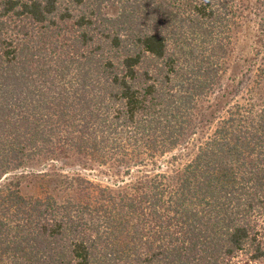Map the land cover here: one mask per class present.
Returning <instances> with one entry per match:
<instances>
[{
    "label": "trees",
    "instance_id": "trees-1",
    "mask_svg": "<svg viewBox=\"0 0 264 264\" xmlns=\"http://www.w3.org/2000/svg\"><path fill=\"white\" fill-rule=\"evenodd\" d=\"M70 155L111 178L7 177ZM2 178L0 264H264V0H0Z\"/></svg>",
    "mask_w": 264,
    "mask_h": 264
},
{
    "label": "rangeland",
    "instance_id": "rangeland-1",
    "mask_svg": "<svg viewBox=\"0 0 264 264\" xmlns=\"http://www.w3.org/2000/svg\"><path fill=\"white\" fill-rule=\"evenodd\" d=\"M104 11L106 14L114 16L118 11V7L116 4L109 2L106 4ZM243 48L244 45L241 43L237 48V52L241 51ZM239 65L242 66L243 62L236 64L232 63V69L224 75V88H232L236 80H238L237 78L239 76L235 78L234 75L235 72L238 73L237 75H240L241 69L239 68ZM232 100L233 99L228 96L227 91H225L224 94H221L219 91H215L214 93L208 95L199 108L200 113H202V117L200 118L202 123L198 132L191 137L190 141H192V145H188V148L176 150L174 153L167 155L164 157V161L171 160V155H175V161L179 162V164L184 162L193 153L195 146L211 133L215 125L217 115L222 114L226 106ZM82 165L83 163L79 158L70 155L58 162H48L45 164L23 167L20 170L9 174L7 177L14 180L17 183L20 192L26 196L42 195L46 191L56 193L54 188L56 183L54 180L55 178L51 177V175L56 172L72 174L78 171L83 174H88L90 177L95 179H103L102 182L111 178L109 175L101 173L97 167L84 168ZM3 181L4 179L2 178L0 183Z\"/></svg>",
    "mask_w": 264,
    "mask_h": 264
}]
</instances>
